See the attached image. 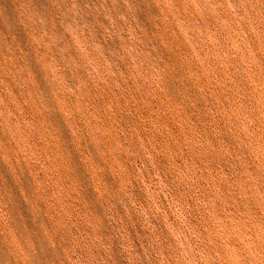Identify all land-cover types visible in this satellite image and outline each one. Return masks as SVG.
I'll return each mask as SVG.
<instances>
[{
    "label": "rangeland",
    "instance_id": "rangeland-1",
    "mask_svg": "<svg viewBox=\"0 0 264 264\" xmlns=\"http://www.w3.org/2000/svg\"><path fill=\"white\" fill-rule=\"evenodd\" d=\"M0 264H264V0H0Z\"/></svg>",
    "mask_w": 264,
    "mask_h": 264
}]
</instances>
